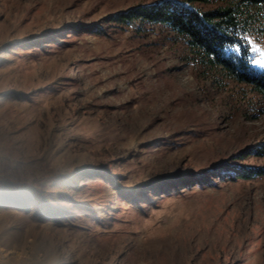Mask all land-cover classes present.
Listing matches in <instances>:
<instances>
[{"label": "rangeland", "instance_id": "rangeland-1", "mask_svg": "<svg viewBox=\"0 0 264 264\" xmlns=\"http://www.w3.org/2000/svg\"><path fill=\"white\" fill-rule=\"evenodd\" d=\"M155 1L0 0V180L47 202L0 197V264H264V175L235 177L264 170V96L109 22ZM244 39L264 68V13Z\"/></svg>", "mask_w": 264, "mask_h": 264}, {"label": "trees", "instance_id": "trees-1", "mask_svg": "<svg viewBox=\"0 0 264 264\" xmlns=\"http://www.w3.org/2000/svg\"><path fill=\"white\" fill-rule=\"evenodd\" d=\"M195 3L206 4L208 0H157L113 15L109 22L119 27L137 23L163 25L186 39L192 51L206 64L221 67L230 79L249 85L264 96V68L253 65L254 57L244 39L261 12L264 13V0H233L207 11L195 7ZM90 31L102 33L93 27ZM235 175L237 179H248L264 175V170L239 167ZM0 197L23 205L29 198L39 211L47 205L41 189L19 180L1 179Z\"/></svg>", "mask_w": 264, "mask_h": 264}, {"label": "snow or ice", "instance_id": "snow-or-ice-1", "mask_svg": "<svg viewBox=\"0 0 264 264\" xmlns=\"http://www.w3.org/2000/svg\"><path fill=\"white\" fill-rule=\"evenodd\" d=\"M262 56H264V54H262Z\"/></svg>", "mask_w": 264, "mask_h": 264}, {"label": "bare ground", "instance_id": "bare-ground-1", "mask_svg": "<svg viewBox=\"0 0 264 264\" xmlns=\"http://www.w3.org/2000/svg\"><path fill=\"white\" fill-rule=\"evenodd\" d=\"M6 257V256H5Z\"/></svg>", "mask_w": 264, "mask_h": 264}]
</instances>
